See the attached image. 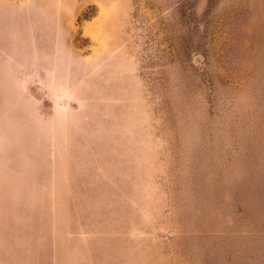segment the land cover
Masks as SVG:
<instances>
[{
    "label": "rangeland",
    "instance_id": "obj_1",
    "mask_svg": "<svg viewBox=\"0 0 264 264\" xmlns=\"http://www.w3.org/2000/svg\"><path fill=\"white\" fill-rule=\"evenodd\" d=\"M0 264H264V0H0Z\"/></svg>",
    "mask_w": 264,
    "mask_h": 264
}]
</instances>
